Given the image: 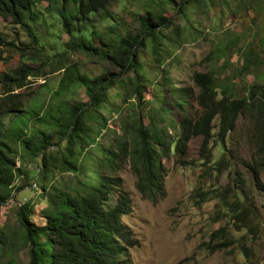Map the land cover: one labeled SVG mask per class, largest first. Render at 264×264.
Instances as JSON below:
<instances>
[{
	"label": "trees",
	"instance_id": "trees-1",
	"mask_svg": "<svg viewBox=\"0 0 264 264\" xmlns=\"http://www.w3.org/2000/svg\"><path fill=\"white\" fill-rule=\"evenodd\" d=\"M113 3L120 11L112 9ZM216 4L214 0H0V17L14 30L13 37L0 30V60L18 55L16 67L0 73V207L26 183L40 189L37 200L45 203L41 222L31 218L34 205L26 199L15 209L16 225L0 223V264H126L129 233L122 217L131 204L114 172L129 162L137 189L153 196L164 178L162 161L172 155L181 160L194 135L203 137L198 166L205 180L196 189L198 197L203 202L214 198L212 221L224 220L209 231V248L230 246L246 259L250 251L255 253L242 239L257 243L261 231L249 183L264 190V75L235 95L231 82L217 83L213 71L195 70L191 79L198 92L193 94L177 85L164 66L171 49L201 35L192 12L198 8L209 15ZM224 48L230 50L219 43L214 52ZM232 50H238V73L258 74L262 61L250 42L238 41ZM141 53L148 57L142 59ZM74 55L106 62L118 71L103 68L90 75L79 69ZM147 58L161 68L160 79L150 76L151 68L146 72ZM59 70L57 85L46 101L22 96L29 77ZM146 84L152 89L147 115L119 113L113 119L117 129H110L104 113L108 103L132 94L140 104ZM79 88L86 100L76 97ZM192 98L199 114H186ZM173 108L180 111L179 119ZM239 116L248 120L249 161L226 140ZM107 130L112 132L106 134ZM103 136L111 137L108 145L101 141ZM26 157L32 158L31 169L23 166ZM239 163L249 170L248 179ZM58 164L83 175L74 190L52 183ZM211 177H224L227 183L205 186ZM18 178L23 184L16 183Z\"/></svg>",
	"mask_w": 264,
	"mask_h": 264
},
{
	"label": "rangeland",
	"instance_id": "rangeland-1",
	"mask_svg": "<svg viewBox=\"0 0 264 264\" xmlns=\"http://www.w3.org/2000/svg\"><path fill=\"white\" fill-rule=\"evenodd\" d=\"M217 4L215 8L211 7L209 15L206 12H197L196 8L192 12V19L199 22L201 35L194 41L186 42L181 46L171 49L169 57L166 58L164 66L168 67V73L179 86H186L193 94L198 92V88L191 79L193 71H213L217 83L231 82L233 85L232 94L240 95L246 92L250 83L259 81L258 75H264V0H214ZM241 1V2H240ZM126 6L133 8L134 5L126 3ZM112 9L120 11V8L113 3ZM168 15H172L168 11ZM122 18L129 20V16L122 12ZM0 30L13 37L14 30L10 24L3 21L0 17ZM250 42L256 51L258 58L262 61L258 74L237 72L239 67V54L235 49L236 43ZM223 44L227 48L214 52L217 44ZM214 52V53H212ZM5 55L9 51L5 50ZM142 59L148 56H143ZM212 55V57H210ZM72 60L76 62L81 71H87L90 75L108 68L116 73L115 67L109 66L106 62H96L83 55H74ZM18 61L17 53L10 54L7 59L0 60V73L16 67ZM147 69L150 70V76H160V67L156 68L147 58ZM60 71L47 73L45 77L32 78L25 87L22 88V96L27 95V99L37 102L46 101L50 92L56 87ZM44 82V83H43ZM44 86H41L43 85ZM150 84L142 94V99L137 102L136 97L128 95L124 101H110L104 109V113L110 118L107 121L108 126L117 129V121H114L119 113L129 117L142 114L147 115V100L151 98ZM29 95V96H28ZM77 98L86 100L82 88L76 93ZM112 99V98H111ZM200 107L196 104L194 98L188 100L186 114L194 115L200 113ZM173 115L176 119L180 118V111L173 108ZM145 119V118H144ZM146 121V119H145ZM248 120L239 116L234 129L226 140L229 146L241 155L244 161H249L250 143L246 140V131ZM107 130L106 134L111 133ZM111 137L103 136L101 141L108 145ZM203 137L194 135L188 141L185 154L179 160L177 155L167 157L162 161L165 168L164 178L161 187L153 196L146 195L136 187V175L125 161L121 164L114 174L120 178V188L126 194L130 201V211L122 217V223L127 227L129 239L125 242L126 264H264V190H259L252 183H249L252 195L255 199L254 209L258 214V220L261 223V231L256 236V242L242 239L247 247L254 249L255 253L249 252L247 259L234 248L231 251L230 246L223 250L213 249L208 246V233L217 227L224 220L217 218L213 220V211L215 199L202 201L198 197L196 189L201 181V168L198 161L203 154ZM19 161H16V165ZM26 169L33 166L32 158L26 157L23 161ZM238 168L244 171L247 179L250 172L245 165L239 163ZM83 178L80 173H74L59 165L54 169L52 183L65 190H74L78 186V180ZM22 178L16 180L17 184H23ZM225 184L227 179L210 178L207 184L213 183ZM261 182L264 185V171L261 173ZM33 186V185H32ZM39 188H32L29 184L19 191L15 192L5 204L0 207V223L16 225L15 209L21 204V201L30 199L34 205V213L31 218L36 222L44 220L40 209L44 207V202H39L37 194ZM238 223L242 224L241 218ZM250 223V222H249ZM24 253L21 252L23 258ZM23 264H25L23 262Z\"/></svg>",
	"mask_w": 264,
	"mask_h": 264
}]
</instances>
